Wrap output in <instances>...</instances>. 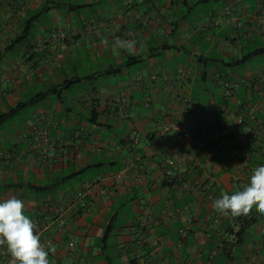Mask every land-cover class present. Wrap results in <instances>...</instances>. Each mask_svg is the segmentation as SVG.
Masks as SVG:
<instances>
[{
  "label": "crops",
  "instance_id": "1",
  "mask_svg": "<svg viewBox=\"0 0 264 264\" xmlns=\"http://www.w3.org/2000/svg\"><path fill=\"white\" fill-rule=\"evenodd\" d=\"M246 7L264 0H0V201L24 202L49 264H264V215L213 207L264 166V21L236 27Z\"/></svg>",
  "mask_w": 264,
  "mask_h": 264
},
{
  "label": "clouds",
  "instance_id": "2",
  "mask_svg": "<svg viewBox=\"0 0 264 264\" xmlns=\"http://www.w3.org/2000/svg\"><path fill=\"white\" fill-rule=\"evenodd\" d=\"M102 42L107 44L106 39ZM136 44L135 40L117 37L113 46L134 55ZM213 207L220 214H230L233 218L248 216L253 208L264 215V166L254 169L249 183L242 190L231 195L222 192ZM24 210V202L16 197L0 201V246H7L12 258L10 264H49V252L54 253L55 246L51 241L47 245L41 242L37 225Z\"/></svg>",
  "mask_w": 264,
  "mask_h": 264
},
{
  "label": "built area",
  "instance_id": "3",
  "mask_svg": "<svg viewBox=\"0 0 264 264\" xmlns=\"http://www.w3.org/2000/svg\"><path fill=\"white\" fill-rule=\"evenodd\" d=\"M241 18H243V20H241ZM260 19L264 21V10H255L252 7H246L244 9V13L242 16H240V14H236V16L234 17L236 27H242L246 25L249 28V30L255 29L256 20H260ZM214 22L218 23V21H214ZM251 119L254 121H258L256 120L255 117H251ZM236 123L243 124L244 118L242 116H238L236 118ZM257 124L258 122H256V125ZM170 130L183 131L184 128L183 126L176 123H170L168 125H164L162 128V132L159 134L158 138H160L163 133H166ZM255 130H256L255 127H252L249 129V132L254 133ZM217 133H219V131L215 130L212 136L217 135ZM32 135L36 144L42 147L40 155L43 158L53 159L56 157V144L50 138L47 130L44 129V127L34 129ZM126 140L131 147H135L139 143L138 136L134 130H131ZM190 146H191V138L189 136H185L167 152V156L165 158L164 167H163V175L165 179L168 180L171 179L173 168L182 159L184 150L190 148ZM50 152L53 154L50 155L49 154ZM139 157L140 155L137 156V159H139ZM263 158H264V154H263ZM122 176H123V171H119L114 175V177L117 180H120ZM97 185L98 184L94 181L85 182L81 187L82 189L79 192V196L84 197L88 195L92 190H94L97 187Z\"/></svg>",
  "mask_w": 264,
  "mask_h": 264
},
{
  "label": "trees",
  "instance_id": "4",
  "mask_svg": "<svg viewBox=\"0 0 264 264\" xmlns=\"http://www.w3.org/2000/svg\"><path fill=\"white\" fill-rule=\"evenodd\" d=\"M257 53H261L259 50L257 52H255V54ZM24 107L23 104H19L16 107L12 108L9 112H7L6 114L2 115V120L3 119H7L9 117H12L14 115H16L22 108Z\"/></svg>",
  "mask_w": 264,
  "mask_h": 264
}]
</instances>
